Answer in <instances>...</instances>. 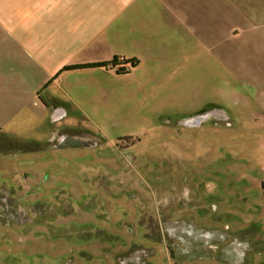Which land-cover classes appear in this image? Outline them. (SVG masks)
I'll return each instance as SVG.
<instances>
[{
	"label": "crops",
	"instance_id": "crops-1",
	"mask_svg": "<svg viewBox=\"0 0 264 264\" xmlns=\"http://www.w3.org/2000/svg\"><path fill=\"white\" fill-rule=\"evenodd\" d=\"M115 57L138 65L65 70ZM212 105L264 121V0H0V129L47 145L25 158L68 151L57 137L87 123L114 142L168 133L160 117Z\"/></svg>",
	"mask_w": 264,
	"mask_h": 264
},
{
	"label": "rangeland",
	"instance_id": "rangeland-1",
	"mask_svg": "<svg viewBox=\"0 0 264 264\" xmlns=\"http://www.w3.org/2000/svg\"><path fill=\"white\" fill-rule=\"evenodd\" d=\"M219 33L225 36L226 30ZM133 68L125 66L126 73ZM260 108L258 114L264 112ZM177 109L179 115L187 110ZM229 110L236 118L234 127H176L165 124L174 116H164L159 118L158 126L172 128L168 133L161 130L153 136L115 137L114 142L94 135L99 141L90 147H99L94 153L84 152V147H69L59 155L25 158L23 153L36 148L48 153L47 145L22 142L0 129V189L4 197L19 217L32 216L36 212L32 205L46 212L39 213L38 221L13 220L12 226L0 221V264H122L124 255L140 249L148 251L146 264H175L156 234L148 232L147 221L164 219L172 227L182 221L202 223L205 219L178 215L181 213L176 207L183 187L195 191L201 183L204 187L213 185L212 196L221 204V222L230 223L236 233L257 234L264 242V121L253 119V110L248 108ZM71 117L57 124L66 126ZM94 126L100 127L90 123L82 127L83 135L91 136ZM107 164L115 167L112 172L116 177L112 179L116 188L112 191L105 178ZM34 166L38 171L31 170ZM23 169L27 170L25 174L21 173ZM45 175L49 182L42 184ZM131 180L136 184L144 180V190L150 191L152 198L140 199L136 191L133 196V191L123 193L121 183ZM105 187L113 197L105 194ZM95 193L102 195V202H84L86 196ZM146 199L155 207L146 208ZM101 211L108 212L106 217L102 214V219L98 215ZM261 248L264 250V245ZM261 258L264 260V252L256 256L257 261ZM188 263L226 264L215 259Z\"/></svg>",
	"mask_w": 264,
	"mask_h": 264
},
{
	"label": "flooded vegetation",
	"instance_id": "flooded-vegetation-1",
	"mask_svg": "<svg viewBox=\"0 0 264 264\" xmlns=\"http://www.w3.org/2000/svg\"><path fill=\"white\" fill-rule=\"evenodd\" d=\"M63 136L57 138V141H59ZM84 138L90 139L95 143L99 142L96 138L90 136H84ZM57 144H59V142ZM97 148L99 147L97 146ZM105 168L106 173H108L105 176L106 183L111 184L110 187L112 191L116 188L114 187L115 180L112 179V177H116L112 172L115 167L107 164V167ZM126 172L128 173L127 176H129L132 171L130 169ZM47 177L48 175H45V182H42V184H47L49 182V179H46ZM95 184L99 185L100 183L96 182ZM121 185L123 193L133 191V193H131L133 196L135 195L134 191H136V194L139 195L140 199L144 197L152 198L153 196L150 191L144 190L147 186L145 185L144 180L138 182L137 184L134 180H131L126 184L121 183ZM136 188H138L139 191ZM213 188L214 187L211 184H208V187H204L201 183L195 191H192L186 185V187H183V189L180 190L181 192H179V195L181 196L178 197L176 207L179 209L178 212L181 214L178 215H183L184 217H190L193 219H205L202 223H198L197 221H182L178 225H173L172 227L170 225L171 223H166L164 219L159 222L147 221L148 232L156 234L160 243L166 246L167 251L176 261L175 264H189L188 262H193L198 259H215L226 264H264V260L262 258L260 261H257L256 259V256L261 257L264 252L261 248L262 245H264V242L261 241L262 237H258L257 234H243V231L236 233L230 223L225 225L221 222L222 220H220L221 218L219 214L221 204L219 203V198L212 196V194H214L211 191ZM224 189V187L221 188L220 193H222ZM261 190L262 194H264V181H262ZM34 191L37 190L35 189ZM98 191H101V186L98 188ZM104 191H106V195H111V197H113L112 193H109L108 188L106 189L105 187ZM4 195L5 192L0 189V221L4 225H15V223H12L13 220L30 222L36 220L38 221L41 219L39 213H46L43 209L36 207V205H32L36 211L32 216L24 218L22 216L19 217L16 211H12V207L9 203L10 201L8 202ZM16 197L17 196H15V198ZM98 199L102 202L104 198L101 194L95 193L93 196H86L84 202H94L95 204L100 203ZM143 203L146 208L152 207V205L155 207L154 202H151L149 199H146ZM164 206L166 205L164 204ZM183 211H187V213ZM107 213V211H101L98 215L100 216V219H102V217H104ZM147 217L149 218L150 216ZM89 230L90 229L88 228V231ZM155 230H158V232L156 233ZM81 234L82 232L79 231V236ZM146 257H148V251L146 249L136 250L130 254L128 253L127 255H124L122 264H146Z\"/></svg>",
	"mask_w": 264,
	"mask_h": 264
},
{
	"label": "water",
	"instance_id": "water-1",
	"mask_svg": "<svg viewBox=\"0 0 264 264\" xmlns=\"http://www.w3.org/2000/svg\"><path fill=\"white\" fill-rule=\"evenodd\" d=\"M63 108L57 109L54 114L53 120H59L64 115ZM235 116L229 109L221 106H210L201 111L191 114L177 115L169 117L165 120L166 125L185 127V128H201L203 126L214 127H234L236 126ZM97 143L92 142L90 139H85L80 136H63L59 140L58 148L65 149L66 147H95Z\"/></svg>",
	"mask_w": 264,
	"mask_h": 264
},
{
	"label": "trees",
	"instance_id": "trees-1",
	"mask_svg": "<svg viewBox=\"0 0 264 264\" xmlns=\"http://www.w3.org/2000/svg\"><path fill=\"white\" fill-rule=\"evenodd\" d=\"M130 65L132 67H136L138 65L137 60H129L124 57H115L112 61L104 62V63H93L87 65H76V66H68L65 70H75L80 68H88V67H117L119 68V73H126L125 66Z\"/></svg>",
	"mask_w": 264,
	"mask_h": 264
}]
</instances>
